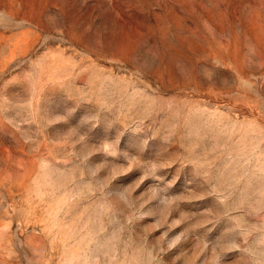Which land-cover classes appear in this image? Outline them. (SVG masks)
<instances>
[{"label":"rangeland","instance_id":"374dc122","mask_svg":"<svg viewBox=\"0 0 264 264\" xmlns=\"http://www.w3.org/2000/svg\"><path fill=\"white\" fill-rule=\"evenodd\" d=\"M0 264H264V0H0Z\"/></svg>","mask_w":264,"mask_h":264}]
</instances>
